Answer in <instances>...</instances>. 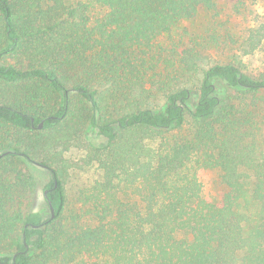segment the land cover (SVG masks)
<instances>
[{
    "label": "trees",
    "instance_id": "16d2710c",
    "mask_svg": "<svg viewBox=\"0 0 264 264\" xmlns=\"http://www.w3.org/2000/svg\"><path fill=\"white\" fill-rule=\"evenodd\" d=\"M217 1L0 0V264H264V76L173 38Z\"/></svg>",
    "mask_w": 264,
    "mask_h": 264
},
{
    "label": "rangeland",
    "instance_id": "374dc122",
    "mask_svg": "<svg viewBox=\"0 0 264 264\" xmlns=\"http://www.w3.org/2000/svg\"><path fill=\"white\" fill-rule=\"evenodd\" d=\"M247 8L252 12L250 18L252 22L244 17ZM247 22L251 25L264 23V0H218L214 11L200 10L194 18L180 22L173 29V38L180 40L183 37L186 43L209 49L206 53L212 59L228 62L235 58L244 73L259 78L264 76V43L253 54L238 51ZM259 97H263V94ZM252 113L254 121L264 135V101L259 102ZM32 173L36 182L34 190L25 189L17 192L13 207L24 212L40 211L46 218L49 216V210L43 187L50 180V175L37 165H34ZM77 183L72 176H69L66 182L70 207L73 209L78 207L74 196ZM201 183L204 195L211 199L215 200L223 191L213 172L204 173L201 176ZM5 248L7 245L3 251Z\"/></svg>",
    "mask_w": 264,
    "mask_h": 264
},
{
    "label": "water",
    "instance_id": "95a60500",
    "mask_svg": "<svg viewBox=\"0 0 264 264\" xmlns=\"http://www.w3.org/2000/svg\"><path fill=\"white\" fill-rule=\"evenodd\" d=\"M42 126H43V122H40L39 125L37 126V129L38 130H41L42 129ZM46 195V192L44 193V196ZM49 207H50V210H51V215L53 216V213H52V208L50 206V203H49Z\"/></svg>",
    "mask_w": 264,
    "mask_h": 264
}]
</instances>
